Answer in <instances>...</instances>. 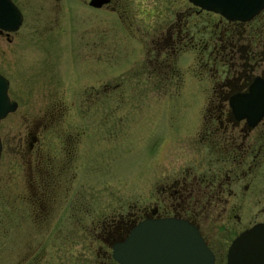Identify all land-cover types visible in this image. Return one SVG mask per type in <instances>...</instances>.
Instances as JSON below:
<instances>
[{
  "label": "rangeland",
  "instance_id": "374dc122",
  "mask_svg": "<svg viewBox=\"0 0 264 264\" xmlns=\"http://www.w3.org/2000/svg\"><path fill=\"white\" fill-rule=\"evenodd\" d=\"M12 1L23 21L10 41L0 39V73L18 103L0 120V264H98L110 254L104 238L123 233L124 223L153 203L158 181L188 162L211 92L205 56L193 44L203 49L199 38L217 17L197 14L188 0H110L101 8L90 0ZM263 14L236 34L251 32V21ZM185 16L194 37L173 57L180 78L158 80L148 68L156 41ZM261 28L255 39L263 37ZM80 39L91 47L76 48ZM50 97L61 105L52 106ZM110 114L118 124L111 133L102 123ZM29 130L37 135L32 153ZM40 177L48 180L41 207L33 196ZM243 204L242 226L264 220ZM214 230V239L230 241L228 230Z\"/></svg>",
  "mask_w": 264,
  "mask_h": 264
},
{
  "label": "flooded vegetation",
  "instance_id": "af4514ba",
  "mask_svg": "<svg viewBox=\"0 0 264 264\" xmlns=\"http://www.w3.org/2000/svg\"><path fill=\"white\" fill-rule=\"evenodd\" d=\"M194 7L197 14L205 12L208 16H216L217 19L215 22L207 20L208 25L215 28L206 38H199L204 43L203 49L193 44L199 49L197 53L205 56L206 65L201 67L209 75L211 92L206 101L201 125L190 142L191 145L188 146V162L183 167L172 168V172L158 181L157 194L151 205L144 207L141 212L133 215L125 223L120 222L127 225L123 233L111 232L107 238H104L110 254L104 256L105 259H101L98 264H120L112 256V244L124 240L129 230L144 219L174 217L185 219L195 225L204 243L214 255L213 264H226L227 252L232 240L255 223L264 222V220H251L248 225L242 226V216H238L241 202L244 203L242 208L249 202L248 207L252 210L251 213L253 212L255 217L259 215L264 217V117L255 126H250L246 118L235 117L229 106L230 96L246 92L250 85L246 88L243 86L247 79L244 72L245 65L241 63L235 44L232 42L237 27L243 21L228 20L218 13ZM186 16L177 17V20L167 29L168 36H159L156 41L153 49L156 56L153 65L151 63L152 66L148 68L158 80L162 73L166 74L165 81H170L172 74L181 73L173 57H178L180 53L188 50V42H191L194 37L189 34ZM11 33L0 29V39L4 37L10 41ZM82 42L84 40H78L76 48L80 47ZM90 42L87 40L82 46L87 44V47H91ZM91 52L92 49L88 53L91 54ZM162 54L164 59L160 60L163 57ZM217 62L220 64L217 65ZM253 73L255 74L253 79L256 76L264 78V69H255ZM9 83L8 79V86ZM227 84L231 88L236 87L237 90L228 93ZM104 91L105 98H111V86H106ZM94 95L95 97L89 92L87 97L91 100L93 96L95 101L98 98L97 91ZM50 100H52L50 102L52 106L58 108L61 105V102L55 98L50 97ZM57 108H54V112L48 116L51 117L48 118V123L55 121L53 115L56 114ZM81 118L83 117H78V119ZM102 123L109 133L118 126L114 123L111 114L104 117ZM93 124L96 127V120ZM46 127L47 124L44 125V128ZM31 130L37 131V125H34ZM29 135L32 140L28 142L27 149L32 153L37 142V135H33L30 130ZM193 154H200V157ZM39 179H37L38 192L33 196L39 194L35 200L40 202L39 207H41L47 196L45 185L48 180L45 177ZM257 203L259 210L256 212ZM248 207H246L247 210ZM232 218H234L233 225H229L228 222ZM102 224L104 226L102 231L107 229L105 224L111 227V218L107 223L105 221ZM119 226L114 229L117 231ZM215 228L220 231L228 230L231 233L229 238L232 236L230 241L227 242L228 237L223 238V241L214 239Z\"/></svg>",
  "mask_w": 264,
  "mask_h": 264
},
{
  "label": "water",
  "instance_id": "95a60500",
  "mask_svg": "<svg viewBox=\"0 0 264 264\" xmlns=\"http://www.w3.org/2000/svg\"><path fill=\"white\" fill-rule=\"evenodd\" d=\"M110 0H90L100 7ZM200 9L228 20L249 21L264 9V0H188ZM22 14L12 0H0V29L13 32ZM8 95V79L0 74V120L16 110ZM235 117L255 126L264 117V78L256 76L246 92L229 98ZM2 150L0 138V154ZM112 256L120 264H213L214 255L195 225L185 219H144L134 225L124 240L112 244ZM226 264H264V222L240 232L231 242Z\"/></svg>",
  "mask_w": 264,
  "mask_h": 264
},
{
  "label": "trees",
  "instance_id": "16d2710c",
  "mask_svg": "<svg viewBox=\"0 0 264 264\" xmlns=\"http://www.w3.org/2000/svg\"><path fill=\"white\" fill-rule=\"evenodd\" d=\"M257 19V20H256ZM255 20L256 22L251 21V23H255V27H252L251 32L244 34V32H239L238 34H234V38L232 42L235 44V48L237 49V54L239 55L240 61L242 64L245 65L244 72L247 79L244 81V88H246L252 81L255 74L253 71L258 68L264 69L262 65H264V35L263 37L260 36L255 39L256 31H259L258 28L263 30L261 27H264V14L261 15L259 18L257 17ZM246 23H241L239 26L244 25ZM260 26V27H259ZM242 27V26H241ZM240 34V35H239ZM242 42V43H241ZM217 65L220 63H216ZM172 74V73H171ZM181 74H172V79L179 80ZM166 76L165 73L161 74V77L164 79ZM245 77V78H246ZM243 83V80H242ZM176 86V84H175ZM228 88V93H231L237 90L236 87H230L229 84L226 85ZM229 95V94H228Z\"/></svg>",
  "mask_w": 264,
  "mask_h": 264
}]
</instances>
